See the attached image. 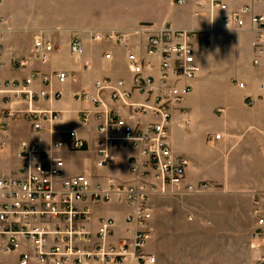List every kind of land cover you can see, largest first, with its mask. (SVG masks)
Returning a JSON list of instances; mask_svg holds the SVG:
<instances>
[{"label":"built area","instance_id":"2783aa9c","mask_svg":"<svg viewBox=\"0 0 264 264\" xmlns=\"http://www.w3.org/2000/svg\"><path fill=\"white\" fill-rule=\"evenodd\" d=\"M182 0H180L181 2ZM264 1V0H261ZM1 4V0H0ZM227 12L223 17L225 29L242 31L247 28L246 15L250 16L249 30L256 34L254 42L256 66L264 65V15L255 13L250 6L229 11L225 3L216 4ZM3 18H0V69L4 67ZM133 36H145V55L158 58L149 61L135 52L128 55L133 73L132 89L125 82L103 78L95 82L92 90L75 93V99L87 101L96 108L105 105L109 95L115 102H123L129 108L130 122L112 111L98 112V131L101 139L97 145L98 165L105 166L116 160L114 151L130 147L139 151L129 161L133 180L104 186L94 184L86 175L65 177L64 161L53 157L35 140L20 143L19 156L22 164L15 175L0 172V253L10 254L26 247L20 254V264L32 261L53 264H156V257L145 250L150 238L147 222L153 215L152 197L155 195L200 194L212 187L209 182L190 183L187 172L190 160L177 154L170 143L169 128L173 109L188 96L199 71L198 56L210 49L208 32L178 29L170 23L160 27L141 24L134 30H110L92 34L94 41H111L127 45ZM57 46L39 35L35 40L34 54L37 60L46 63ZM85 51L83 39L75 36L70 45V54L81 58ZM107 59L112 57L107 53ZM14 66H26L24 59H16ZM89 68V63H86ZM60 82L68 78L66 71H59ZM40 80L47 87L50 77L35 72L24 80L0 81V105L12 100L33 102L41 98L60 99L59 91L49 93L46 89L36 91L34 83ZM243 88L244 82L238 83ZM133 93L142 97L133 101ZM88 113L82 112L87 122ZM21 116L39 133L45 124L60 120V112L51 109L25 110L3 108L0 111V131H6L11 119ZM66 138L56 141L54 149L68 144L72 150H81L84 140L76 130L65 133ZM220 134L215 138L219 139ZM0 148H3L0 143ZM118 200L132 208L127 221L139 225L133 237L119 245L106 243L115 232V220L103 218L93 242L91 232L84 222L89 220L90 209H79L80 202H110ZM254 213L257 226L253 233L252 249L257 253L255 264H264V195L256 196Z\"/></svg>","mask_w":264,"mask_h":264},{"label":"crops","instance_id":"0c3cea01","mask_svg":"<svg viewBox=\"0 0 264 264\" xmlns=\"http://www.w3.org/2000/svg\"><path fill=\"white\" fill-rule=\"evenodd\" d=\"M219 3L227 4L229 11L250 6L255 13L264 15V1L261 0H182L181 2L180 0H103L102 2L100 0H1L0 18L4 20L1 57L4 67L0 69V81L24 80L38 72L48 75L50 84L45 87L40 80H37L33 88L36 91L46 89L49 93L59 91L62 96L60 99L41 98L22 103L12 100L0 105V111L5 107L13 110L51 109L60 112L61 115L59 121L45 124L44 129L39 133H36L31 124L21 116L11 119L8 129L0 131V143L3 147L0 148V172L7 176L15 175L22 164L19 156L21 141L35 140L43 149L51 151L53 157L63 159L65 177L86 175L94 184L104 186L110 185L111 182L128 183L133 180L129 161L133 156L139 155L138 150L120 147L114 151L116 160L105 166L98 165L97 156V145L101 139L98 131V112L112 111L135 124L136 119L131 120L129 117V108L121 101H112L109 95L105 98V105L96 108L90 102L75 99V93L92 90L95 82L103 78H110L114 82L123 80L125 88L132 89L133 73L129 67V53L135 52L149 61L158 62L157 57L145 55L146 37L133 36L124 46L106 40L94 41L92 34L110 30L131 31L144 23L155 27L170 23L178 29L203 31L210 34V49L198 56L200 67L196 78L191 81L193 89L196 88V92H199L205 86L212 85L214 83L212 74L214 76L217 74L212 71L222 70L224 74L219 76L227 80V90L230 92L236 90L237 95L223 96V101L227 102L226 106L215 104L211 107V114L216 117L219 111L223 124L227 127L223 130H215L214 133L207 129L206 144L210 143L214 147L220 145L224 148L230 146L231 150L239 142L246 140L248 146L259 151V145L264 146V65L254 64L256 34L249 30V15L245 17L246 29L237 32L226 30L223 17L227 12L216 5ZM185 5H190L192 8L194 16L191 18L176 14V11ZM39 35L52 41L58 48L46 63L37 60L34 54L35 40ZM77 35L83 39L85 45L81 58L70 54V45ZM64 49L70 59L64 66H46L58 56V52ZM107 53L112 54L110 59L106 58ZM16 59H24L26 66L21 69L16 68L14 66ZM87 62L89 68L86 67ZM59 71L68 73V78L64 82H60L56 77ZM235 79L239 80L238 83L244 82L245 87L241 88L238 83H234ZM196 92L193 96L192 90L181 105L173 109L169 128L171 146L177 154L185 155L190 160L187 172L190 183H211L212 187L207 191L208 194L215 192V186H217L222 192L239 193L250 199L248 216L253 220V225L249 239L250 251L245 264H255L257 253L251 247V243L254 242L253 233L257 226L254 213L255 198L264 195V183H244L245 180L243 181L239 175V167L232 168L229 164V150L226 152V159L222 166L217 165V162L206 163L205 159L198 157L194 152L188 136L191 134L189 130L192 128L193 117L189 106L191 101L195 100ZM3 96L0 95V98ZM132 100L140 101L142 97L133 93ZM249 103L253 104L251 110L248 108ZM83 111L89 112L87 122L82 119ZM231 123V126H243V134H237L228 128ZM71 130L78 132V136L84 140V147L81 150H72L68 144H63L54 149L53 144L64 140L65 133ZM218 134L221 137L216 139L215 136ZM248 148L240 154L252 157L254 153H250ZM255 161L256 159L252 162ZM188 195L192 194L152 197L153 215L146 225L150 232L148 241L157 237L156 226L154 228L152 224L156 212V200L164 196ZM77 206L79 209H90L89 220L84 224L91 232L93 242L97 241L96 235L103 218L115 220V232L106 240V243L119 245L123 240L131 239L134 231L141 228L127 221V215L132 208L118 200L86 201L78 203ZM232 213L235 217L239 213L246 215L240 206L235 207ZM153 229L155 232L152 233ZM24 250L26 247L10 253L17 257L18 264H20V254ZM145 250L156 257L157 264V256L147 248V243ZM232 260L236 263L240 261L237 257ZM0 264L5 263L0 260ZM31 264L53 263L32 261ZM125 264L130 262L126 261Z\"/></svg>","mask_w":264,"mask_h":264},{"label":"rangeland","instance_id":"374dc122","mask_svg":"<svg viewBox=\"0 0 264 264\" xmlns=\"http://www.w3.org/2000/svg\"><path fill=\"white\" fill-rule=\"evenodd\" d=\"M176 14L184 18L194 16L190 5L182 6ZM69 60L64 49L46 66H64ZM212 73H217L216 76L212 74L214 83L205 86L199 92L194 88L191 94L194 96V93H197L189 106L193 112L189 143L198 157L205 159L206 163L217 162L220 166L224 164L226 152L229 150V164L232 168L239 167V175L243 181L245 180L244 183H264L262 144L259 145V151L248 146L246 140L239 142L231 150L230 146L224 148L220 145L214 147L210 143L206 144L207 129L214 133L215 130L227 127L224 126L219 111L216 117L211 114V107L215 104L226 106L227 102L223 101V96L237 95L236 90L231 92L227 90V80L219 76L224 74L222 70H214ZM233 82L237 84L239 80L235 79ZM249 105L248 108L251 110L253 104ZM232 123L228 128L237 134H243V126H231ZM247 148L250 153H254H252V157L256 159L254 163L252 157L240 154ZM215 189V192L209 194L205 192L178 197L164 196L156 200L152 224L154 228L156 226L157 237L147 242V248L156 254L157 264H245L250 251L249 239L253 225V220L248 216L250 199L243 194L222 192L217 186ZM239 206L244 209L246 215L239 213L235 217L232 210ZM235 257L240 259L239 263L232 260ZM0 260L5 264H18L15 255L0 254Z\"/></svg>","mask_w":264,"mask_h":264}]
</instances>
